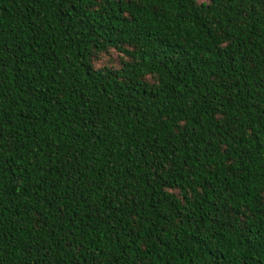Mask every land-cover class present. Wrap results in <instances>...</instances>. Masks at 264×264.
<instances>
[{
    "label": "trees",
    "instance_id": "16d2710c",
    "mask_svg": "<svg viewBox=\"0 0 264 264\" xmlns=\"http://www.w3.org/2000/svg\"><path fill=\"white\" fill-rule=\"evenodd\" d=\"M0 264H264V0H0Z\"/></svg>",
    "mask_w": 264,
    "mask_h": 264
},
{
    "label": "rangeland",
    "instance_id": "374dc122",
    "mask_svg": "<svg viewBox=\"0 0 264 264\" xmlns=\"http://www.w3.org/2000/svg\"><path fill=\"white\" fill-rule=\"evenodd\" d=\"M117 62H118V58L113 53L110 56L103 57L100 61H98V65H100V66H103V65H111V64H116Z\"/></svg>",
    "mask_w": 264,
    "mask_h": 264
}]
</instances>
